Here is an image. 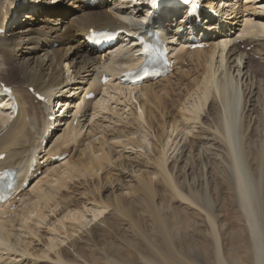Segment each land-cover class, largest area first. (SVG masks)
<instances>
[{
  "label": "bare ground",
  "instance_id": "6f19581e",
  "mask_svg": "<svg viewBox=\"0 0 264 264\" xmlns=\"http://www.w3.org/2000/svg\"><path fill=\"white\" fill-rule=\"evenodd\" d=\"M40 1L0 0V29H6L0 33V87L11 86L19 103L15 114L0 94V154H5L0 169L27 164L17 193L0 209V264H201L177 251L176 241L186 242L185 227L193 225L191 213L207 220L212 264H251L247 255L226 253L221 216L207 207L205 193L199 196L179 180L178 161L190 146L211 166L219 158L214 153H222L247 217L243 237L252 246V264H264L263 209L244 172L237 120L243 98L234 95L241 79L245 113L255 109L257 99L264 108V82L254 91L259 69L240 45L252 47L264 63V0H205L218 16L204 10L201 24L180 17L181 8L156 13L153 24L164 28V41L176 43L174 69L136 87L120 80L127 64L140 62L136 34L146 27V15L138 0H65L72 4L68 9ZM92 28L122 33L115 47L99 52L86 42ZM198 43L204 47L193 49ZM105 76L110 79L103 85ZM90 93L95 96L88 99ZM52 104L60 108L50 121ZM197 132L207 135L203 142L191 141ZM253 138L248 123L241 142L245 139L249 164L259 160ZM169 198L185 204L184 212L168 204ZM159 199L168 206L160 208ZM139 209L158 227L164 249L147 238ZM98 222L136 228L149 253L129 252L125 259L118 257L123 249L98 256L79 248L78 238ZM174 224L181 225L177 231ZM69 242L82 260L71 259Z\"/></svg>",
  "mask_w": 264,
  "mask_h": 264
},
{
  "label": "rangeland",
  "instance_id": "374dc122",
  "mask_svg": "<svg viewBox=\"0 0 264 264\" xmlns=\"http://www.w3.org/2000/svg\"><path fill=\"white\" fill-rule=\"evenodd\" d=\"M27 1L28 3H31V0H27ZM39 1L40 0H36V2H39ZM43 5L58 6L60 8L64 7L66 9L69 8L68 6H72L70 1L67 2L65 0H44ZM25 18H26L25 15L21 16L22 20H25ZM240 45L243 50L249 53L248 56L250 57L251 64L259 69L257 73L258 80L254 79L253 80L254 83L250 79L244 82L245 84H248V86H250L253 83L252 87L255 89L254 91H258L260 89H257L255 87H260V86L261 88L263 87L262 83L264 82V63L262 60H260L259 55L256 56L254 54L255 52L251 51L252 47H246L245 44H240ZM249 68L251 69V67ZM234 74H235L234 75L235 78L233 80L235 81L236 79L239 80L237 71H235ZM235 88H234V95H236L237 93L235 98H240V99L243 98V100L240 101L241 107L239 108V113L237 116V120H239L238 133L241 131V134H240V147H241L240 154L241 155L240 156H241V159H243L242 162H244L243 163L244 172L247 175V177L250 179V181H252V183L254 184L252 185V190L253 189L255 190L253 191L254 196L256 195L255 196L256 199L254 198L255 203L258 202L262 206L263 212L261 210H260L261 212L259 211L260 212L259 215H261V218L260 216L259 218L263 221L261 222L264 224V183H262V180L264 179V173L262 172L264 169V108L262 107L261 100L257 99L256 101L257 103L255 104V109L252 110V112H249L247 115L246 113L248 111V108L246 109V111L244 110V97L242 93L243 85H242L241 79L238 83V87H237L238 89L237 88L235 89ZM240 116H242V119ZM251 116L253 119L251 118ZM248 123H250V127L253 126V129H254L253 143H255V147L257 146L256 148V150L258 151L257 156H259L258 157L259 160H257L256 162L253 160L252 164H249L245 159V148H244L245 139L244 141L242 139V142H241V136L244 132V129L246 128V125L248 126ZM196 134L197 135H195L196 136L195 138L194 137L191 138L192 142H196L197 140H198L197 141L198 143L200 141L203 142L201 138L207 136L200 132H197ZM192 148L193 146H190L188 148L189 151L188 150L186 151V153L183 155L184 157L182 158V160L178 161V165L180 166L178 167V170H180V173L178 172L180 175V176L178 175L179 180L183 183H187L188 185H191L193 187L192 188L193 192L195 193L197 192L199 196H201L202 193L203 194L205 193L204 197H205V202L208 204L207 207H209L210 210L213 209L212 211H214L217 215L219 214L221 216V225L223 229H220V231L224 239L226 253L228 255H231L232 252H235L239 256L247 255L245 256L246 258H248V256L250 257L249 259L250 262L248 263L252 264V261L254 260L253 253H252L253 249H252L251 244L247 241V239L243 237V233H246L248 231L247 229H249L247 217H244L245 214L242 211V208H240V204L235 197L234 189H233L234 182L232 183L233 179L231 177L232 175H230L231 171L228 167V163L226 162L223 155H221L222 153L219 151H216L214 153L215 157H219L217 158L216 164L215 165L212 164V166L207 163L205 164V161L207 162V160H205L204 157H202L203 155L198 152L199 149L198 150L195 149L196 146L193 149ZM221 156L223 159L221 158ZM218 164L219 166H217ZM222 165L224 167L226 166L225 167L226 169ZM248 174L250 175L248 176ZM164 190L165 189H162L161 192L164 193L165 192ZM159 200H158V206H160V208H166V206H168V205L164 206L163 200H160V201ZM168 201H169L168 204L173 203V201H171L170 198L168 199ZM258 203H257V206H259ZM173 205L175 206V208H178L182 212H184L185 207H186L185 204L181 203L178 200L174 201ZM139 212L143 213V210L139 209ZM144 213L143 215L146 221H144V226H142L141 228L144 229L143 231L148 236L147 238L149 240L150 239L153 240L158 247H160L161 249H164L165 242L159 234L158 227L152 224L153 221H152L151 216H149L148 213L146 214ZM145 215H147L148 217ZM190 218L193 220L191 221L193 222L194 228L192 227L193 225H190V224L185 227V231L188 232V237L186 238L187 239L186 242L184 241L182 245L178 241H176L177 249H178L177 251L179 254L184 255L183 256L184 258L188 256L185 258L186 260L188 259L187 260L188 262L198 261L201 264H212L211 260L213 258L211 257V254H212L211 252H212V245H213L212 239L213 238L210 233V229L207 226V220L205 219V216L199 215L198 213H191ZM179 221L183 223L184 218L182 217L181 219H179ZM150 223L152 225H150ZM174 226H176L175 230L177 231L178 230L177 226L180 227L181 225L174 224ZM91 230L89 229V231L87 230L86 232H83L81 235L82 237L80 236L81 240L80 238H78L79 241L76 242V245L79 248L88 247L89 252H94L96 255L98 254V256H107V255L111 256L114 248L117 251H122L123 249V252L120 253L118 257H123L125 259L127 258V253L130 254L129 252L137 253L136 251H139L140 253H144V254L149 253V245H148V241L146 240V238L143 235L140 236L139 231H137L136 228L128 226L125 223L123 225L115 227V229H111L106 222H100L98 228L91 229ZM93 230H95L97 234ZM92 232L94 235L92 234ZM240 234L242 237L240 236ZM149 236L152 238H150ZM263 239H264V236H263ZM65 248H67L71 253H73V256H71V259L82 260V258L80 257V254L77 251H75L73 244H71V242H69V244H66ZM45 263L47 264V262H41V264H45ZM244 264H247V261H245Z\"/></svg>",
  "mask_w": 264,
  "mask_h": 264
}]
</instances>
